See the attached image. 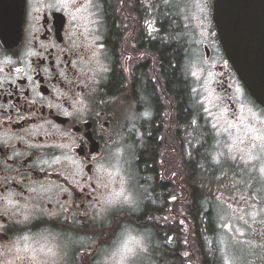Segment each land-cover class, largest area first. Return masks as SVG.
Wrapping results in <instances>:
<instances>
[{"label": "flooded vegetation", "instance_id": "1", "mask_svg": "<svg viewBox=\"0 0 264 264\" xmlns=\"http://www.w3.org/2000/svg\"><path fill=\"white\" fill-rule=\"evenodd\" d=\"M212 2L205 59L211 61L209 47H216L218 59L209 68L213 86L235 112L228 95L232 86H243L220 47ZM135 4L92 0L91 31L84 33L88 26L73 0H0V31L9 36L0 39V264H99L97 249L112 236L107 228L99 234L97 222L108 211L106 168L129 142L142 148L134 161L159 205L162 194L175 196L176 165L168 168L159 156L160 117L149 112L140 138L129 137L139 128L126 103L147 65L154 113L162 84L158 37L149 43ZM246 96L264 120V108ZM185 131L188 144L189 127ZM258 202L257 196L255 207Z\"/></svg>", "mask_w": 264, "mask_h": 264}, {"label": "rangeland", "instance_id": "2", "mask_svg": "<svg viewBox=\"0 0 264 264\" xmlns=\"http://www.w3.org/2000/svg\"><path fill=\"white\" fill-rule=\"evenodd\" d=\"M76 1L73 0L75 10H82L88 26H84L83 32H90L93 9L88 1L83 7H79ZM211 1L167 0L165 3V0H136L135 7L139 8L134 10L141 13L149 43L153 41L151 37L157 36V53L165 50V57L174 63V70L188 82L189 115L183 116L185 120L179 123L177 103L164 90L162 77L160 97L156 95L160 101L159 110L154 113L155 93L153 83L149 81L153 74L147 65L140 76L139 89L130 93L126 103L127 110L132 113L130 120L134 128H139L129 137L140 138L142 129L151 119L149 112H152V119L154 114L160 117L163 135L159 156L168 168L170 163L176 165V194L170 200L162 194L159 205L151 184L142 183L134 161L142 150L139 142L137 145L129 142L125 151L120 149L106 168L107 189L103 202L114 199L116 203L105 204L108 211L104 209L98 216V233L102 234L107 228V233L112 235L97 249L99 264H176L167 261L165 242L153 236L148 227L151 224L159 229L178 227L181 235L177 240V264H200V246L202 251L216 258L218 264H264V224L259 223L264 218V159L260 149L264 140V120L253 113L254 106L244 88L232 86L228 98L236 109L233 112L213 86L215 79L209 68L218 59L217 49L209 47L213 58L207 62L206 48H203L212 34L208 19ZM148 58L146 54L145 60ZM160 59L163 64L162 55ZM188 127L187 144L185 130ZM218 153L236 159H228L221 169L212 159ZM189 193L199 197V209L211 211L214 216L216 228L213 234H204L201 243L193 241L189 216L185 214V209H189L192 203H189ZM221 193L223 203L217 199ZM257 196L259 202L255 207ZM125 197L131 204L124 202ZM168 203L172 204V209ZM146 209L161 213L150 216L152 221L146 223L142 217ZM253 213L258 223L253 222ZM113 215L121 216L114 220ZM256 230L261 237L257 236ZM170 255L174 257L175 254L170 252Z\"/></svg>", "mask_w": 264, "mask_h": 264}, {"label": "water", "instance_id": "3", "mask_svg": "<svg viewBox=\"0 0 264 264\" xmlns=\"http://www.w3.org/2000/svg\"><path fill=\"white\" fill-rule=\"evenodd\" d=\"M212 21L224 57L247 95L264 108V0H213ZM18 22L20 35L21 17ZM0 39L9 36L0 31Z\"/></svg>", "mask_w": 264, "mask_h": 264}, {"label": "trees", "instance_id": "4", "mask_svg": "<svg viewBox=\"0 0 264 264\" xmlns=\"http://www.w3.org/2000/svg\"><path fill=\"white\" fill-rule=\"evenodd\" d=\"M154 48V47H153ZM152 48V50H153ZM165 50L160 53V58L162 55L163 64L161 65V77L163 79L164 90L167 95L173 97L177 103L176 110L179 113V123L180 121H184L183 116L186 115L185 111L189 109V100H188V82L182 76V74L174 70V63L167 57H165ZM163 53V54H162ZM178 53V52H177ZM186 118V117H184ZM189 189H191L189 187ZM193 189V188H192ZM193 195H196L194 192ZM189 193V209H185V214L189 216V227L190 233L192 235L193 241H200L204 234H213L214 229L216 228L214 222V216L211 211H202L200 208L201 202L199 201V197L193 196ZM192 197V198H191ZM191 198V199H190ZM161 211L154 209H146L145 214L142 215L145 218V222L148 223L152 221L150 216L159 215ZM149 229L152 230L154 237H158L161 241L165 242V252L167 253L168 262L175 261L176 264L178 262V244L177 240L180 239V232L178 227L175 226H163L162 229H159L157 225H150ZM206 230V231H205ZM170 238V240H169ZM200 252H202L201 256H199L200 264H218L217 259L209 256L208 253L202 251V246L199 247ZM170 252H174V257L170 255ZM171 264V263H170Z\"/></svg>", "mask_w": 264, "mask_h": 264}, {"label": "snow or ice", "instance_id": "5", "mask_svg": "<svg viewBox=\"0 0 264 264\" xmlns=\"http://www.w3.org/2000/svg\"><path fill=\"white\" fill-rule=\"evenodd\" d=\"M92 0H89V3L91 4ZM165 3H167V0H165ZM163 27V26H161ZM195 121H193L194 123ZM262 147H264V145H262ZM213 163L216 164L217 166H219L221 169H223V166L225 165V163L227 162L228 159H232V160H235L236 158L235 157H228V156H225L224 153H218L216 156H214L213 158ZM241 159H243V157H241ZM174 199V198H173ZM218 200L221 201V203H223V193H221V196L220 197H217ZM124 202L126 203H130V201H128L127 197L124 198ZM105 203L107 205H113L114 203H116V200L114 199H109V200H106ZM25 219H27V217H25ZM252 219H253V222H257L256 221V214L253 213L252 214ZM183 223V221L181 222ZM245 223H247V221H245ZM259 223L261 224H264V218H262Z\"/></svg>", "mask_w": 264, "mask_h": 264}]
</instances>
